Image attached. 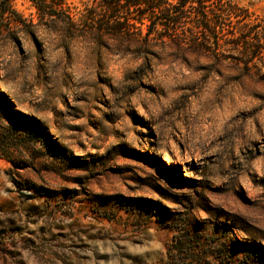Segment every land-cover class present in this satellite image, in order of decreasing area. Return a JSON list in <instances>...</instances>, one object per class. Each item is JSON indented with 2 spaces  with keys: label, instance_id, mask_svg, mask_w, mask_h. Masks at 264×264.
I'll return each instance as SVG.
<instances>
[{
  "label": "rangeland",
  "instance_id": "374dc122",
  "mask_svg": "<svg viewBox=\"0 0 264 264\" xmlns=\"http://www.w3.org/2000/svg\"><path fill=\"white\" fill-rule=\"evenodd\" d=\"M224 1L242 11L237 17H208L222 27L211 35L218 44L204 51L188 43L177 47L180 29L158 27L149 33L133 7L113 17L107 11L112 5L102 0H56L64 3L62 10L40 18L29 0L13 1L21 23L15 26L18 17L0 20L8 26L0 31V264H167L171 246L186 257L183 264H264V193L252 196L245 186L247 181L264 188V177L259 171H240L237 150L230 147L248 134L249 120L253 133L264 130L258 118L264 94L253 93L257 103L238 110L224 134L209 141V149L221 146L222 157L193 143L192 137L199 135L195 128L167 132V124L158 128L126 105L137 91L153 107L160 105L163 92L140 80L145 69L161 62L153 51L158 47L175 48L172 62L193 64L198 74L181 87L165 117L183 122L202 85H216V99L205 106L215 113L225 100L229 105L236 100L240 75L248 76L250 84L264 83V0ZM197 20L190 14L183 28ZM148 22L144 17L143 24ZM49 29L64 41H95L91 52L87 46L81 49L79 61L68 43L61 45L65 66L78 61L86 71L95 64L93 94L87 92L89 81L47 68L40 33ZM195 31L199 40L203 32ZM113 38L120 51L144 56V68L134 70L130 85L120 89L101 75L102 56ZM242 39H259V48L250 43L235 49L233 42ZM52 44L47 41V47ZM9 57L33 60L30 79L13 83L5 78L6 67L14 62ZM204 60L213 63L198 62ZM216 65L237 75L225 78ZM61 89L78 91L67 95ZM29 122L37 131L29 129ZM132 141L147 142L148 150L133 148ZM239 151L251 158L254 169H264V136ZM223 159H231L224 174L239 175L215 184L206 177Z\"/></svg>",
  "mask_w": 264,
  "mask_h": 264
},
{
  "label": "clouds",
  "instance_id": "9594fccd",
  "mask_svg": "<svg viewBox=\"0 0 264 264\" xmlns=\"http://www.w3.org/2000/svg\"><path fill=\"white\" fill-rule=\"evenodd\" d=\"M41 39L46 45V66L55 74L59 75L61 71L70 72L73 78L77 81L87 80L90 82V86L87 88L89 94L94 93V88L92 85L95 84L97 69L95 64L87 68L86 71L82 70L79 59L83 58L82 48L87 46V50L91 52L95 48V41L91 37H77L76 39L68 42L64 41L63 37L56 32L55 29H49L42 31L40 33ZM53 41L51 47H47V41ZM63 43H68V46L72 48L73 53L78 56V61L73 63L71 66H65L62 60V47ZM112 45L108 53L102 56V70L101 75L107 78L110 83L116 88L120 89L123 86L130 85L129 75L137 69L144 68L143 64V53L137 52L134 55H130L127 52H122L119 50L117 42H114V38L110 40ZM25 47L30 48L31 45L25 44ZM129 47H137L136 45H129ZM55 49L53 51L52 49ZM11 50V49H10ZM153 51L162 58L161 62L154 66L152 70L145 69L140 76V80L144 85H150L155 88H159L163 92V98L158 107H153L152 104L148 102L150 98L146 96L145 93L137 91L135 97H128L126 105L128 109H134L139 112V114L148 121L155 123L159 128L160 124H167V132H170L173 128H179L184 131L188 127L195 128L198 132V136H193V143H199L204 151L216 152L218 156L222 157L223 152L221 146L217 145L213 148H208L209 141L213 140L216 136L224 134V126L231 116H233L238 110L251 107L255 105L257 101L252 100V94L255 92H260L264 94V83L250 84V78L246 75L239 76V89L237 93L236 100L232 105L228 104L225 100L223 104V109H216L215 113L206 109V105L216 99V85L208 83L207 85H202L198 95H196L192 101V104L187 108L184 115L186 119L183 122L177 121L174 116L165 117L164 113L169 111L173 102L178 100L181 95V87L184 85L191 84L193 81L198 79V74L193 72V64H188L187 66L181 64L179 60L175 63L172 62L173 58L177 55V50L172 47L165 46L163 48H154ZM185 55H187L185 53ZM10 60H14L11 65H8L5 69V78L12 79L13 83L17 81H27L30 79L35 71V65L33 60L25 58L21 60L19 57H9ZM189 60H192V56H188ZM203 63H213L211 60L198 61ZM220 68V71L224 74V77H230L237 75L235 72H226L220 65H216ZM62 93L67 95L77 94L78 90H73L72 92H65L64 89L60 90ZM242 93V94H241ZM11 99V97H10ZM141 103L145 107H141ZM205 117H208L206 123L201 124ZM258 118L261 122L262 129H264V105L260 107ZM191 122V123H189ZM248 134L243 135L240 138H235L234 143L230 147H234L237 151L235 154V159L240 160V171L246 173H253L259 171V175L264 177V169L256 170L252 166L251 158L245 159L241 156L240 149L244 148L245 145L249 144L253 140H260L261 136H264V130L257 135L252 132L251 125L252 121H248ZM202 127V130H201ZM227 128L231 129L232 125L227 124ZM166 132V134H167ZM131 146L142 152L148 150L147 142L140 143L137 141H132ZM187 157H185L186 159ZM231 164V159H223L222 163L218 166L214 174L206 177L215 184L222 183L223 180L235 179L239 172L226 175L224 174ZM191 175V173H188ZM245 186L248 188L250 195L255 196L259 193H264V188H254L245 181Z\"/></svg>",
  "mask_w": 264,
  "mask_h": 264
},
{
  "label": "trees",
  "instance_id": "16d2710c",
  "mask_svg": "<svg viewBox=\"0 0 264 264\" xmlns=\"http://www.w3.org/2000/svg\"><path fill=\"white\" fill-rule=\"evenodd\" d=\"M14 0H0V20L8 18L14 21L15 17L18 20L14 22L15 26L21 23L19 20V14L13 8ZM31 5L35 8L36 14L43 18L44 16H53L56 11L62 10L63 2L57 3L56 0H29ZM83 2V0H80ZM111 4L107 8L110 16H119L120 13L129 12L130 8H136L135 11L139 14L137 20L139 25H145L149 33L155 31L158 27L163 31H176L180 29L183 37L176 40L175 45L179 47L183 43L192 45L197 51L208 50L211 45H217L218 40L211 35L215 33V29L221 24L212 20H208V17L219 18L222 15L239 16V10L234 4L227 3L224 0H125V5H119L120 0H102ZM84 11V10H83ZM190 14L198 17V20L190 26L183 28V20L186 19ZM148 18V23L143 24V18ZM68 20L71 18L67 16ZM8 28L6 25H0V31ZM123 25L119 24L117 31L123 29ZM196 29L201 30L202 36L198 39L195 38ZM212 37V38H211ZM254 48H259V39L251 40H235L233 44L235 49L241 48L246 44H250ZM255 55H250V60L255 59ZM29 129L37 131L36 126L29 122ZM186 257L183 256L181 251L176 250L174 246L167 249V264H183Z\"/></svg>",
  "mask_w": 264,
  "mask_h": 264
}]
</instances>
